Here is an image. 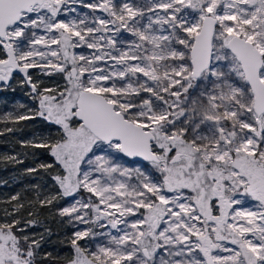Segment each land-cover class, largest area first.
Listing matches in <instances>:
<instances>
[{
    "label": "snow or ice",
    "instance_id": "obj_1",
    "mask_svg": "<svg viewBox=\"0 0 264 264\" xmlns=\"http://www.w3.org/2000/svg\"><path fill=\"white\" fill-rule=\"evenodd\" d=\"M18 74L34 107L0 136L53 126L21 147L54 160L26 169H53L39 207L87 226L69 264H264V0H0V88ZM11 201L0 264H37Z\"/></svg>",
    "mask_w": 264,
    "mask_h": 264
},
{
    "label": "trees",
    "instance_id": "obj_2",
    "mask_svg": "<svg viewBox=\"0 0 264 264\" xmlns=\"http://www.w3.org/2000/svg\"><path fill=\"white\" fill-rule=\"evenodd\" d=\"M12 90L13 92L8 89L2 90L0 100L9 101L22 97V90L24 89L18 91L13 85ZM32 103L34 105V101ZM23 124L26 127H23L22 130L12 133L6 132L5 135L0 136V219L4 218L5 210L11 211L12 205L17 203L11 201V197L19 195V202L24 204V208L16 216L21 221V225L18 227L23 226L25 229L24 233H20L21 235L26 234L30 239L40 241L38 250L40 255L37 264H67L72 257L71 229L67 226L64 218L58 214V209L64 204L63 199L44 208H40L37 202L38 198H43L56 191L54 181L51 178L54 174L53 169H39L35 173L26 172L27 168H38L41 163L54 164V160L43 149L21 147V142L30 141L37 134L53 135V126L39 120L26 121ZM0 125V130H2L5 125ZM13 127L17 126L13 125ZM12 155L22 158L24 163L17 164L6 159ZM30 211L36 215L29 216ZM29 219H35L36 225L29 226L26 224L25 221ZM48 253L51 255L45 259V254Z\"/></svg>",
    "mask_w": 264,
    "mask_h": 264
},
{
    "label": "rangeland",
    "instance_id": "obj_3",
    "mask_svg": "<svg viewBox=\"0 0 264 264\" xmlns=\"http://www.w3.org/2000/svg\"><path fill=\"white\" fill-rule=\"evenodd\" d=\"M116 2L117 3H123V2H125V0H116ZM132 2L140 3V2H142V0H132ZM84 11H87V10L85 9ZM118 39H124L126 41H132L135 38L130 36L128 33L123 32V33L120 34ZM76 51L78 53H81V52H88L90 50L77 49ZM32 71L35 73L38 70H32ZM37 78L40 79L41 81H43V83L41 84V87H44V86H48V87H56V86L63 87L64 83H65V81L63 80V77L60 74H55L53 76H50L49 78H48V76H39V77L34 76V79H37ZM21 79H22V76L18 74L17 77H16V80L12 84V88H0V93L4 89H8L10 92H13V90H12L13 89V85L17 88L18 91H20L21 89H24V90H22V97L23 98L22 97L21 98H16L15 100L13 99V100H9V101L0 100V117L6 116L9 113L15 114L18 110L19 111H24L26 108L34 107V105L32 103L33 100L28 95V89L26 87H24V86H21V84L19 83V81ZM23 99H25V100H23ZM21 105H23L24 108H21L20 107ZM0 129H1V125H0ZM52 133H53V135H55L54 130L52 131ZM122 163H125L126 166L133 167V168L134 167L143 168V166H144V164H134V163L130 164L125 159H124V161H122ZM52 186H53V184H52ZM67 199L71 200V198H67ZM63 202H64V204H63L62 207L67 205V201L66 200H63ZM63 218H64L67 226H69L70 229H71V237H72V233L76 230V227H79V228L87 227L86 225H76L74 227L73 224L68 223V218L67 217H63ZM98 239L103 240L104 238L103 237H98ZM80 243L84 244L85 242L81 241ZM73 256H74V250L72 249V257H71V259L73 258ZM67 264H69V262Z\"/></svg>",
    "mask_w": 264,
    "mask_h": 264
},
{
    "label": "flooded vegetation",
    "instance_id": "obj_4",
    "mask_svg": "<svg viewBox=\"0 0 264 264\" xmlns=\"http://www.w3.org/2000/svg\"><path fill=\"white\" fill-rule=\"evenodd\" d=\"M242 199L245 200V204H244L245 207H253V206L255 205V202L249 200L248 198H242ZM238 207H239V206H238Z\"/></svg>",
    "mask_w": 264,
    "mask_h": 264
},
{
    "label": "water",
    "instance_id": "obj_5",
    "mask_svg": "<svg viewBox=\"0 0 264 264\" xmlns=\"http://www.w3.org/2000/svg\"><path fill=\"white\" fill-rule=\"evenodd\" d=\"M126 161H129L130 163H134V164H145V162L143 161H139V160H133L130 158H125Z\"/></svg>",
    "mask_w": 264,
    "mask_h": 264
}]
</instances>
